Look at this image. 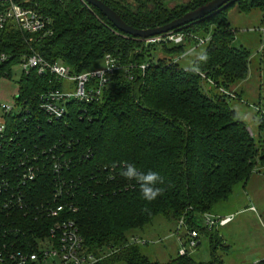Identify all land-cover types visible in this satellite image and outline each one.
<instances>
[{
	"label": "trees",
	"instance_id": "1",
	"mask_svg": "<svg viewBox=\"0 0 264 264\" xmlns=\"http://www.w3.org/2000/svg\"><path fill=\"white\" fill-rule=\"evenodd\" d=\"M34 1L51 19L52 33L41 37L5 28L0 52L10 58L0 63V75L10 77L12 64L33 52L50 62L62 61L73 74L91 69L108 53L118 58L121 68L98 99L70 100L64 116L52 120L39 108V96L62 88V79L35 69L21 74L14 100L29 112L5 115L0 136V183L8 184L0 195L17 188L27 204L26 213L16 211L5 219L8 226L14 222L13 227H20L17 246L44 234L53 223L54 218L39 211L62 205L64 212L71 209L69 216L90 250L112 251L102 264H222L215 255L207 263L194 262L189 255L151 262L129 236L156 216L176 223L183 216L195 227V215L227 199L237 182L245 183L264 164V148L229 104L231 85L248 75L250 53L234 45L235 30L227 20L233 6L245 13L258 8L264 26V0H233L173 30L186 35V42L178 44L145 43L125 34L85 0ZM101 1L127 24L145 29L209 0H190L170 9L166 0ZM190 34L209 35L208 44L191 67L183 68L173 58L187 43L197 44ZM158 44L164 55L153 57L160 51ZM143 63L144 69L134 66ZM124 162L160 173L163 195L150 204L140 199L138 185L118 174ZM28 166L34 179L22 182L19 173Z\"/></svg>",
	"mask_w": 264,
	"mask_h": 264
},
{
	"label": "rangeland",
	"instance_id": "2",
	"mask_svg": "<svg viewBox=\"0 0 264 264\" xmlns=\"http://www.w3.org/2000/svg\"><path fill=\"white\" fill-rule=\"evenodd\" d=\"M190 0H166L170 9L184 5ZM227 20L235 30L234 45L245 46L249 53L248 75L245 79L231 85L233 97L229 104L237 112L238 117L246 124L257 144L264 148V32L262 31V12L258 8L243 12L237 6L227 11ZM209 35L199 37L206 38ZM208 42L186 44L185 51L176 55L173 60L180 67H191L193 60L207 47ZM160 53H152L153 57L164 55L161 44L157 45ZM161 54V55H159ZM103 65L98 61L91 69ZM22 69L20 62L11 66V76L0 75V103L14 105L18 93V82ZM75 84L68 79L62 80V89L73 91ZM208 214L217 219H230L223 225L217 222L207 228L204 216L195 215L193 222L198 229V244L190 251L189 257L197 263H207L217 256L222 264H253L264 258V164L259 165L245 181L237 182L227 199L214 203ZM186 228L177 231V223L156 216L152 222L142 229L133 230L129 241L137 245L139 251L151 262H166L176 258L180 242L185 240ZM129 235V234H128ZM109 250L104 248V253ZM56 264H59L58 262ZM113 264H126L116 260Z\"/></svg>",
	"mask_w": 264,
	"mask_h": 264
},
{
	"label": "built area",
	"instance_id": "3",
	"mask_svg": "<svg viewBox=\"0 0 264 264\" xmlns=\"http://www.w3.org/2000/svg\"><path fill=\"white\" fill-rule=\"evenodd\" d=\"M8 27L16 28L28 34H38L41 37L52 33L51 19L41 12L36 1L31 2V0H0V33ZM262 31L264 32V27H262ZM189 36L195 39L197 44L209 39V36L206 38L192 34ZM154 42L185 43L186 35L182 32L169 31L145 39V43ZM8 58H10L9 54L0 52V63ZM19 62L24 74L31 69H35L39 74L49 72L58 79H68L74 82L73 91H65L60 88L48 90L39 96V108L46 113L49 120L62 118L66 113V102L70 100L87 102L98 99L110 76L121 68L118 58L109 53L105 54L103 65L79 74L71 73V68L62 61L50 62L36 52L23 56ZM134 66L144 69L146 65L143 63ZM126 73L130 79L133 77L128 71ZM225 92L232 95L229 91ZM19 109L26 113L29 112L17 101L14 105L0 103V136L6 129L5 115ZM58 167L56 163L53 165L55 169H58ZM19 174L22 182L33 180L35 175L32 166L21 170ZM7 186L8 184L0 183V188L7 190ZM0 196H3L0 200V264H56L57 262L59 264H102L104 258L111 254V250L107 254L104 253L103 248H99L97 251L90 250L84 244L75 220L69 216L68 211L71 209L64 212L62 205L46 207L43 208V211H39L43 212L41 215H45V217L47 215L54 218L53 223L49 226L47 232L35 236L31 240L24 239L22 241L24 246L18 247L17 235L20 233V227H13L14 222L11 226H8L5 219L11 218L16 211L26 213L27 204L17 188L9 191V194L5 193ZM35 213L40 215L36 211ZM203 216L204 225L207 228L216 222L223 225L230 219L227 216L217 221L208 213ZM182 227L186 228V233L184 234L185 240L178 237L180 242L178 255L180 256L189 255L190 251L197 246L199 235L198 229L190 226L183 216L177 221V231ZM253 264H264V259Z\"/></svg>",
	"mask_w": 264,
	"mask_h": 264
},
{
	"label": "water",
	"instance_id": "4",
	"mask_svg": "<svg viewBox=\"0 0 264 264\" xmlns=\"http://www.w3.org/2000/svg\"><path fill=\"white\" fill-rule=\"evenodd\" d=\"M233 0H209L206 3L186 11L181 16L172 19L171 21L156 27H149L145 29L135 28L127 24L116 11L101 0H85L88 4L96 7L108 20L121 32L147 39L156 35L164 34L173 31L181 26L203 19L204 17L215 13L219 9L225 7Z\"/></svg>",
	"mask_w": 264,
	"mask_h": 264
},
{
	"label": "clouds",
	"instance_id": "5",
	"mask_svg": "<svg viewBox=\"0 0 264 264\" xmlns=\"http://www.w3.org/2000/svg\"><path fill=\"white\" fill-rule=\"evenodd\" d=\"M118 174L127 181L135 182L138 185L139 198L149 204L164 193V188L161 185L165 181L158 172L144 171L133 163L124 162ZM145 210L147 211V209Z\"/></svg>",
	"mask_w": 264,
	"mask_h": 264
},
{
	"label": "crops",
	"instance_id": "6",
	"mask_svg": "<svg viewBox=\"0 0 264 264\" xmlns=\"http://www.w3.org/2000/svg\"><path fill=\"white\" fill-rule=\"evenodd\" d=\"M231 91H232V90H231ZM262 259H264V258H262ZM262 259H261V260H262ZM259 261H260V260H259Z\"/></svg>",
	"mask_w": 264,
	"mask_h": 264
}]
</instances>
